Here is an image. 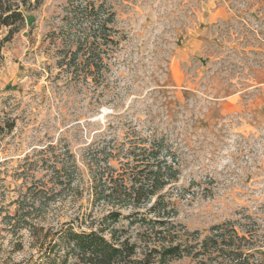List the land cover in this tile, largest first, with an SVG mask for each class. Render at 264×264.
I'll return each mask as SVG.
<instances>
[{"label":"rangeland","instance_id":"1","mask_svg":"<svg viewBox=\"0 0 264 264\" xmlns=\"http://www.w3.org/2000/svg\"><path fill=\"white\" fill-rule=\"evenodd\" d=\"M25 1V29L8 43L0 30V264H29L45 231L108 213L93 203L86 149L130 130L164 138L179 160L178 222L208 231L240 220L264 257V1ZM95 35L81 56L100 53L103 75H59L60 57ZM64 145L78 170L61 188ZM18 209L30 224L11 229L3 218Z\"/></svg>","mask_w":264,"mask_h":264},{"label":"trees","instance_id":"2","mask_svg":"<svg viewBox=\"0 0 264 264\" xmlns=\"http://www.w3.org/2000/svg\"><path fill=\"white\" fill-rule=\"evenodd\" d=\"M26 3L0 0V30H7L3 43L25 29L22 8ZM91 5L95 9L93 2ZM99 9L93 16L96 20L100 19ZM106 27L102 25L95 34L105 32ZM98 40L96 35L78 38L77 50L58 60L59 75L67 74L86 83L103 75L97 67L103 62L100 53L85 52L84 58L81 56L83 49L99 45ZM111 127L108 123L107 128ZM134 133L130 130L122 142L107 140L86 149L93 203L107 205L108 213L90 222L85 218L82 222L79 218L65 222L44 233L43 228L31 231L32 237L43 234L40 253L29 264H171L183 258H191L196 264L264 263L257 252L262 246L257 240H249L246 235L251 228L240 220L215 225L208 231H192L178 222L181 200L187 191L177 187L180 162L164 138L138 141ZM77 170L68 146L58 147V187L71 186L70 177ZM23 211L18 209L3 221L11 229L20 222L30 224V213ZM255 258L263 260H252Z\"/></svg>","mask_w":264,"mask_h":264}]
</instances>
